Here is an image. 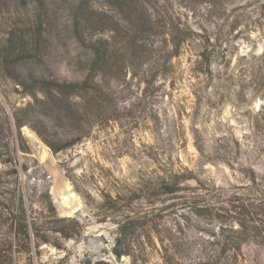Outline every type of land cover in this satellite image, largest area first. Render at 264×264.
I'll return each mask as SVG.
<instances>
[{
	"label": "rangeland",
	"instance_id": "rangeland-1",
	"mask_svg": "<svg viewBox=\"0 0 264 264\" xmlns=\"http://www.w3.org/2000/svg\"><path fill=\"white\" fill-rule=\"evenodd\" d=\"M168 232L264 264V0H0V264H168Z\"/></svg>",
	"mask_w": 264,
	"mask_h": 264
},
{
	"label": "trees",
	"instance_id": "trees-1",
	"mask_svg": "<svg viewBox=\"0 0 264 264\" xmlns=\"http://www.w3.org/2000/svg\"><path fill=\"white\" fill-rule=\"evenodd\" d=\"M78 25L79 20L76 22L75 28V33L77 34H79L77 31ZM126 29L127 28L123 27V30ZM100 44L103 46V53H100ZM89 45L92 50V59L96 57L98 61H102L107 65L111 59L117 60V56L108 54V49L104 47V45H108V41L104 40L96 42V45L93 44L92 41H89ZM117 64L121 69L124 67V64H122V61L120 60L117 61ZM112 69L113 65L109 64V71L111 72ZM74 106H78V104L75 103ZM75 108L78 109L77 107ZM188 204H190V206H185V208L190 210L191 214L196 217L198 215L205 214L207 216L217 218L219 229L223 227L224 223L228 219L227 217H230L223 209H217L213 204L209 208H206L207 205L201 204L200 201L194 202L193 200V202H189ZM168 233L170 236L168 239L158 238L161 249L165 253L164 258L168 264H171L172 260L175 262L172 264H243L240 260L239 254L241 245L244 243L242 240L222 237L220 239L217 238L214 242L201 241L198 243V241L193 242L187 239H178L173 237L170 232ZM192 244H196V248L190 250V246H192ZM115 255L118 257L119 253L116 252ZM178 256H180V258H178ZM175 258L178 259L174 260Z\"/></svg>",
	"mask_w": 264,
	"mask_h": 264
},
{
	"label": "water",
	"instance_id": "water-1",
	"mask_svg": "<svg viewBox=\"0 0 264 264\" xmlns=\"http://www.w3.org/2000/svg\"><path fill=\"white\" fill-rule=\"evenodd\" d=\"M99 238H100V240H101L103 243H106V239H105V237H104L103 235H100Z\"/></svg>",
	"mask_w": 264,
	"mask_h": 264
},
{
	"label": "bare ground",
	"instance_id": "bare-ground-1",
	"mask_svg": "<svg viewBox=\"0 0 264 264\" xmlns=\"http://www.w3.org/2000/svg\"><path fill=\"white\" fill-rule=\"evenodd\" d=\"M105 250V249H104Z\"/></svg>",
	"mask_w": 264,
	"mask_h": 264
}]
</instances>
